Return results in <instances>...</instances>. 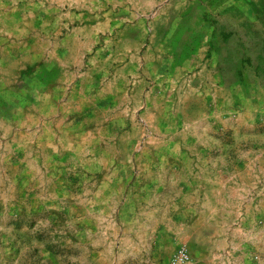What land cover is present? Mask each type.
Listing matches in <instances>:
<instances>
[{"label":"rangeland","instance_id":"1","mask_svg":"<svg viewBox=\"0 0 264 264\" xmlns=\"http://www.w3.org/2000/svg\"><path fill=\"white\" fill-rule=\"evenodd\" d=\"M0 1V264H264V0Z\"/></svg>","mask_w":264,"mask_h":264},{"label":"crops","instance_id":"2","mask_svg":"<svg viewBox=\"0 0 264 264\" xmlns=\"http://www.w3.org/2000/svg\"><path fill=\"white\" fill-rule=\"evenodd\" d=\"M2 9V3L0 1V13H2L3 10ZM6 17L4 15H0V44L2 42H5V37L4 35L9 34V30L10 28L5 26L3 23L5 22ZM1 49V48H0ZM206 248V246H205ZM204 248V249H205ZM197 257L203 261V263L208 264L207 262H210V259H215L218 258L220 256H222V254L224 253H196Z\"/></svg>","mask_w":264,"mask_h":264},{"label":"built area","instance_id":"3","mask_svg":"<svg viewBox=\"0 0 264 264\" xmlns=\"http://www.w3.org/2000/svg\"><path fill=\"white\" fill-rule=\"evenodd\" d=\"M188 253L181 249L172 261V264H188L190 262Z\"/></svg>","mask_w":264,"mask_h":264}]
</instances>
